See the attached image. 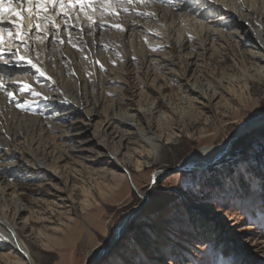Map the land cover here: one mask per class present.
<instances>
[{"label": "bare ground", "instance_id": "1", "mask_svg": "<svg viewBox=\"0 0 264 264\" xmlns=\"http://www.w3.org/2000/svg\"><path fill=\"white\" fill-rule=\"evenodd\" d=\"M14 7L20 10L22 6L14 0ZM32 9L41 14L22 13V39L5 36L4 47L10 43L11 52L3 55L11 63H0L5 84V90L0 91V236L4 237L0 244L10 250L0 258L10 262L14 258L11 252H16L11 264H34L22 240L30 238L32 230L24 217L28 208L17 193V182L44 174L53 183L66 182L67 168L61 164L63 155L68 154L73 168L79 169L90 158H108V166L114 164L123 171H110L114 190L127 178L136 189L123 164L135 160L136 171L142 173L143 163L135 159L137 154L161 159L163 135L157 131H165L168 142L194 115L173 108L169 94L163 99L171 112L163 111L157 124H152L146 116L156 108L144 106L152 100L149 89L161 95V81L177 78L187 90V95L180 97L201 110L197 116L205 114L216 100L229 104L235 97L242 101V86L246 88L252 76H264V0H89L83 8L77 3L66 8L46 5L44 9L32 5ZM88 9L94 11L69 15ZM29 24L33 25L30 31ZM35 24L41 25V31H36ZM0 27L10 28L13 34L17 30L7 19ZM228 50L245 56L254 74L249 75L245 65L240 76L228 75L211 83L199 69L207 68L212 58ZM17 51L46 75L39 76L26 61L17 62L12 55ZM25 82L41 95L34 97L31 91L21 95L19 88ZM225 84L231 86L227 92ZM125 89L130 91L128 98ZM7 91L13 92L14 99L7 97ZM124 100L136 108L129 110L122 104ZM101 113L106 123H94ZM261 124L264 113L242 123L224 144L194 150L180 168L203 169L219 163L229 156L241 134ZM139 210L130 211L118 223L113 241ZM198 234L205 241L216 236L213 228ZM228 246L233 248L232 243Z\"/></svg>", "mask_w": 264, "mask_h": 264}, {"label": "rangeland", "instance_id": "2", "mask_svg": "<svg viewBox=\"0 0 264 264\" xmlns=\"http://www.w3.org/2000/svg\"><path fill=\"white\" fill-rule=\"evenodd\" d=\"M84 11L69 15L78 17L94 9ZM245 65L253 75L249 60L228 50L212 58L199 73L215 83L228 75L240 76ZM252 77L246 88L240 85L242 101L235 97L229 104L216 100L205 114L197 116L201 110L180 97L187 90L177 78L161 81V95L149 89L152 100L144 106L156 108L146 116L152 124L172 107L191 112L194 118L168 142L166 132L157 131L163 135L161 159L137 154L142 173L136 171L135 160L123 164L136 189L127 178L114 190L110 171H123L114 164L108 166V158H90L79 169L73 168L68 154L61 164L67 168L66 182L53 183L45 174L17 182V193L28 208L24 217L32 230V236L22 240L34 264H264V124L241 134L229 156L219 163L190 171L180 168L194 150L224 144L242 123L264 113V76ZM223 87L227 92L231 86ZM169 94L171 108L163 99ZM124 95L130 97L129 89ZM122 104L129 110L136 108L128 100ZM106 120L101 113L94 123ZM154 174L158 175L153 182ZM137 208L138 214L115 245L96 261L110 245L118 223ZM207 228L215 229L214 240L199 237L198 232ZM9 252L0 244V257ZM11 253L14 258L10 262L0 258V264L15 263L18 254Z\"/></svg>", "mask_w": 264, "mask_h": 264}, {"label": "snow or ice", "instance_id": "3", "mask_svg": "<svg viewBox=\"0 0 264 264\" xmlns=\"http://www.w3.org/2000/svg\"><path fill=\"white\" fill-rule=\"evenodd\" d=\"M89 2V0H84V3L81 2V0H15V3L21 4V9L18 10L16 7H14V0H0V22H3L5 19L8 20V23L12 24L17 30L13 34L10 28L6 27H0V63H3L5 65H8L11 63L9 59H5L3 53L5 51L11 52V44L9 43V46L7 49H5V36L13 37L14 39L20 40L22 39V24L20 23L22 13L26 11L30 16L31 15H40V12H33L32 5H35L37 8L44 9L46 5H51L53 7L59 5L61 8H66L68 6H75V4L80 3V7L83 8L85 6V3ZM105 2H108V0H105ZM27 4L29 5L28 8H23V5ZM7 9V12L5 11ZM12 17H15L16 19L13 20ZM46 19H49L46 17ZM91 19V17H89ZM53 27H57L55 24L52 25ZM37 32L41 31V25L35 24L34 25ZM118 27V26H117ZM33 28L32 24H29L28 29L29 31ZM27 33H23V35H26ZM39 42L41 44L44 43L43 39H40ZM13 57L16 58L17 62L19 61H26L27 64H29L32 68L36 70V72L39 74V76H45L46 74L41 71L39 67L35 63L31 61V59H27L24 56L19 55V52L12 53ZM13 83H16V81H13ZM5 90V84H4V78L3 75H0V91ZM26 91H31L32 96L39 97L41 94L37 92L36 90L32 89L30 84L23 83L20 88L19 92L21 95H23ZM7 97L11 100L14 99V94L11 91L6 92ZM17 107H22V105H17ZM0 239H4L3 236H0Z\"/></svg>", "mask_w": 264, "mask_h": 264}, {"label": "water", "instance_id": "4", "mask_svg": "<svg viewBox=\"0 0 264 264\" xmlns=\"http://www.w3.org/2000/svg\"><path fill=\"white\" fill-rule=\"evenodd\" d=\"M223 160V159H222ZM207 166H205V167H203V168H206ZM197 168V167H196ZM196 168H194V169H196ZM181 170H183L184 171V169H181ZM190 170H193V169H189V170H186V171H190ZM155 181V179H153V182ZM118 240V238H116L114 241H113V239L111 240V242H110V245L106 248V249H104V250H102V254H101V256L100 257H98L97 258V260L96 261H98L101 257H103L105 254H107L109 251H110V249L115 245V242Z\"/></svg>", "mask_w": 264, "mask_h": 264}]
</instances>
